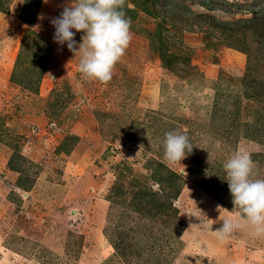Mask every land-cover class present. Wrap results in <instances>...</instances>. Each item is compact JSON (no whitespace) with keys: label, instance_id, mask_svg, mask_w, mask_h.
Wrapping results in <instances>:
<instances>
[{"label":"rangeland","instance_id":"374dc122","mask_svg":"<svg viewBox=\"0 0 264 264\" xmlns=\"http://www.w3.org/2000/svg\"><path fill=\"white\" fill-rule=\"evenodd\" d=\"M66 2L0 0V264H264L223 180L237 152L264 179V0H126L107 84L53 42Z\"/></svg>","mask_w":264,"mask_h":264},{"label":"clouds","instance_id":"9594fccd","mask_svg":"<svg viewBox=\"0 0 264 264\" xmlns=\"http://www.w3.org/2000/svg\"><path fill=\"white\" fill-rule=\"evenodd\" d=\"M125 4L126 0H70L61 5L60 14L50 21L55 29L53 42L61 47L66 44L74 56H80L79 72L89 81L110 82L115 66L131 43V20L125 14ZM77 32L83 33L80 44L75 40ZM162 146L164 158L171 163H180L193 149L188 136L176 131L165 133ZM253 169L250 155L237 152L223 164V180L228 184L234 210L244 224L252 227L255 236H261L264 179H254ZM239 227L240 223L225 220L214 233L223 241Z\"/></svg>","mask_w":264,"mask_h":264},{"label":"trees","instance_id":"16d2710c","mask_svg":"<svg viewBox=\"0 0 264 264\" xmlns=\"http://www.w3.org/2000/svg\"><path fill=\"white\" fill-rule=\"evenodd\" d=\"M254 21H256V20H254ZM254 21H253V22H254ZM239 22H241V21H239ZM244 22L249 23V22H252V21H250V20H246V21H244Z\"/></svg>","mask_w":264,"mask_h":264}]
</instances>
